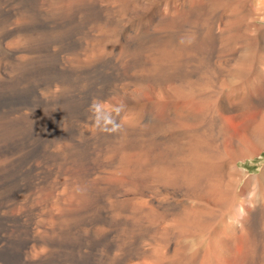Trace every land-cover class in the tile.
<instances>
[{"label":"bare ground","instance_id":"1","mask_svg":"<svg viewBox=\"0 0 264 264\" xmlns=\"http://www.w3.org/2000/svg\"><path fill=\"white\" fill-rule=\"evenodd\" d=\"M234 1L224 24L213 0H0V264H264V171L239 167L264 151V16Z\"/></svg>","mask_w":264,"mask_h":264},{"label":"rangeland","instance_id":"2","mask_svg":"<svg viewBox=\"0 0 264 264\" xmlns=\"http://www.w3.org/2000/svg\"><path fill=\"white\" fill-rule=\"evenodd\" d=\"M192 1H194L197 4L205 5V4H208L211 0H196V1L192 0ZM236 4H235L234 0H213V18L214 19L210 20V22L215 20L214 22L220 23V21L222 20L223 22L221 21V23L225 24L226 22H224V21H227V15L230 13V11L233 8L236 7ZM236 13H237L236 15H238L239 17H242L243 20H245L244 23L247 22V23L252 24L251 26L257 30V33H262V30L260 27L262 21L260 20V18H262L264 16V0H244L239 5V7L237 8ZM217 17H220V18L222 17V19L217 18ZM249 17H250V19H249ZM219 19H220V21H219ZM210 22L209 21L207 22V24L209 26L212 25ZM247 23H245V24H247ZM207 24H205V31L211 30L213 32V29H212L213 27H209ZM207 26H208V28H207ZM244 28L245 27H240V28H236V29L234 28V30H239L240 32H243ZM216 46L215 47L217 49L219 47H220V49L222 48L221 44L220 45L217 44ZM234 46H236L235 43L231 47H234ZM262 48H263V46H262ZM218 55L219 54L217 53V56ZM195 79L197 80V78H195ZM25 93L28 94L29 92H23V93H21L22 95L21 94L19 95L21 97V103L24 101L23 104L28 103V101H29L28 98H30V96H27ZM23 97H25V98H23ZM22 98L24 99L23 101H22ZM255 112H256L255 110L248 108V109H246L243 118H241L240 120L231 121V122H229V124L232 126L234 131H240L241 129L245 128V126H246L245 121L247 119H249L250 117L252 118V116H253V114H255ZM242 134L246 135L245 132H243ZM239 167L242 170H244L245 172H247L249 175H252V176L253 175H261L264 171V151L262 152L261 155H258L253 159H247L244 162H240ZM120 254H121L120 249L115 248L113 251L109 252V254L106 256L105 263L107 261V263L110 264V263L116 261V259L120 256Z\"/></svg>","mask_w":264,"mask_h":264},{"label":"clouds","instance_id":"3","mask_svg":"<svg viewBox=\"0 0 264 264\" xmlns=\"http://www.w3.org/2000/svg\"><path fill=\"white\" fill-rule=\"evenodd\" d=\"M121 110L120 107L107 108L105 105L95 101L90 105V111L94 115L96 127L100 131L109 133L119 130L120 125L116 122L112 114L114 112L118 116Z\"/></svg>","mask_w":264,"mask_h":264}]
</instances>
